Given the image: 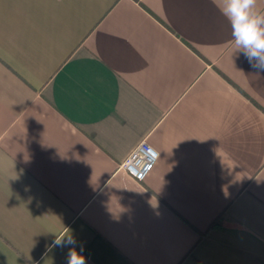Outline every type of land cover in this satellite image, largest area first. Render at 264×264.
Wrapping results in <instances>:
<instances>
[{
    "label": "crops",
    "instance_id": "1",
    "mask_svg": "<svg viewBox=\"0 0 264 264\" xmlns=\"http://www.w3.org/2000/svg\"><path fill=\"white\" fill-rule=\"evenodd\" d=\"M227 3L0 0V264H66L65 228L86 264H264V74Z\"/></svg>",
    "mask_w": 264,
    "mask_h": 264
},
{
    "label": "clouds",
    "instance_id": "2",
    "mask_svg": "<svg viewBox=\"0 0 264 264\" xmlns=\"http://www.w3.org/2000/svg\"><path fill=\"white\" fill-rule=\"evenodd\" d=\"M218 11L229 22L232 28L237 54H242L258 75L264 74V9L259 8V0H228L225 6H219ZM76 237L71 229L56 234L49 250L55 247H68L66 264H86V258L75 247Z\"/></svg>",
    "mask_w": 264,
    "mask_h": 264
},
{
    "label": "built area",
    "instance_id": "3",
    "mask_svg": "<svg viewBox=\"0 0 264 264\" xmlns=\"http://www.w3.org/2000/svg\"><path fill=\"white\" fill-rule=\"evenodd\" d=\"M158 158V152L148 143L142 142L125 159L121 168L134 180L141 182L153 171Z\"/></svg>",
    "mask_w": 264,
    "mask_h": 264
},
{
    "label": "snow or ice",
    "instance_id": "4",
    "mask_svg": "<svg viewBox=\"0 0 264 264\" xmlns=\"http://www.w3.org/2000/svg\"><path fill=\"white\" fill-rule=\"evenodd\" d=\"M85 98L86 99H88V100H90V101H92V102H95V100H96V96H94L93 94H91V93H86L85 94Z\"/></svg>",
    "mask_w": 264,
    "mask_h": 264
},
{
    "label": "trees",
    "instance_id": "5",
    "mask_svg": "<svg viewBox=\"0 0 264 264\" xmlns=\"http://www.w3.org/2000/svg\"><path fill=\"white\" fill-rule=\"evenodd\" d=\"M220 226H218V224L217 223H214L213 225H212V227L211 228H219Z\"/></svg>",
    "mask_w": 264,
    "mask_h": 264
}]
</instances>
